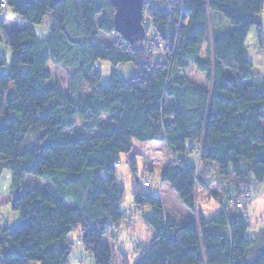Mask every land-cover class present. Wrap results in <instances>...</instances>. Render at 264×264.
Returning a JSON list of instances; mask_svg holds the SVG:
<instances>
[{
	"label": "trees",
	"instance_id": "obj_1",
	"mask_svg": "<svg viewBox=\"0 0 264 264\" xmlns=\"http://www.w3.org/2000/svg\"><path fill=\"white\" fill-rule=\"evenodd\" d=\"M5 1L26 25L10 30L0 17V43L11 52L10 62L0 52V177L11 171L21 219L0 233V264H71L78 244L92 256L82 264H114L106 238L130 218L123 157L135 175V212L152 233L137 244L135 264H264V235L248 236L252 199L264 193V78L253 82L246 47L257 26L264 49V0H146L154 42L148 33L136 44L116 31L111 0ZM49 13L44 38L37 26ZM99 60L115 67L109 84ZM50 64L68 73V89ZM119 65L134 76L125 79ZM192 66L207 85L189 76ZM138 142L173 153L159 178L194 218L164 205L161 184L139 178ZM196 154L198 166L187 160ZM29 175L52 184L30 190ZM212 184L219 205L208 217L198 188Z\"/></svg>",
	"mask_w": 264,
	"mask_h": 264
},
{
	"label": "rangeland",
	"instance_id": "obj_2",
	"mask_svg": "<svg viewBox=\"0 0 264 264\" xmlns=\"http://www.w3.org/2000/svg\"><path fill=\"white\" fill-rule=\"evenodd\" d=\"M0 17L5 19L8 29L14 30L19 29L25 26L23 19L20 18L12 8L9 6L7 8H3L0 11ZM144 14H145V27H147V34L150 33L149 42L152 41L154 34L152 32V25L150 24V19L145 11L144 6ZM264 19V12L262 15ZM100 17H98V21H100ZM54 25L53 14L49 13L44 21V23L40 26H37V31L39 32L41 37L49 36L50 30ZM1 31V29H0ZM100 40L104 43H113L114 41L121 42L122 37L118 34L106 36L100 34ZM247 55L250 61L253 64L252 72L254 76L255 83L261 81L264 78V49L261 47L258 41V30L257 26H253L250 30V34L247 40ZM0 52L3 53L10 62L11 52L10 49L5 45L0 43ZM132 68L131 65L123 66L119 65L117 70L121 75H124L128 72V70L124 68ZM49 68L53 74V79L62 83L65 89H68L69 86V76L68 73L59 66L50 64ZM114 65L107 60H99L97 63V69L101 71V81L102 83L109 84L112 82V72L114 70ZM189 76L199 84L207 85L206 75L199 72L198 69L194 66L189 70ZM126 77V76H125ZM16 93L15 86L11 85L8 98H12L13 94ZM81 125H77L75 130H81ZM158 147V148H156ZM137 148L140 151V156L138 157V176L140 179L143 178H152V182L154 186H158L162 183L159 176L165 170L166 165L169 164L170 159L173 158V153L170 149L163 143L156 142H138ZM146 165L151 168L153 171L146 170ZM147 167V168H148ZM120 174V180L126 186V194L123 201V209L128 212L130 218L129 220H123L119 224L114 226V230L116 232L115 239L112 238V234L110 233L106 238V242L110 247H112L114 251V264H135L138 253H137V244L140 241L147 242L146 240L150 239V230L147 227H144V222L141 218V215L136 211V207L133 201V193H132V184L135 179V175L131 172L130 166L123 157L122 164L118 168ZM153 172V173H152ZM25 183L28 185L30 190L39 189L44 190L48 185L52 183L42 177L29 175ZM11 186H12V174L9 170H4L0 177V233H3L6 228L14 229L21 221L19 213L13 210L11 204ZM165 190V189H164ZM203 195V194H202ZM169 207H172L176 210H181V208L188 214H191L185 206H183L178 200L177 194L172 190L170 194H166ZM252 199V197H251ZM252 205L249 208L250 214V222L252 223L253 230L249 231L248 236L250 237L254 231H257L259 224L261 225V229H264V193L254 195L252 199ZM257 202L261 203V206L257 208ZM217 201L209 200L206 206L210 210H212L214 214L217 211ZM69 205V204H68ZM219 205V204H218ZM178 208V209H177ZM183 214V213H182ZM257 225V227H256ZM261 234L264 235V230ZM114 232V233H115ZM258 233V232H257ZM79 235L78 231H75L71 234L72 239L76 240ZM262 237V236H261ZM117 238V239H116ZM124 252L127 255V259L121 254ZM88 263H92V256L87 254L82 247V244H78L76 247V251L71 257V264H82L84 260ZM31 264H41L31 262Z\"/></svg>",
	"mask_w": 264,
	"mask_h": 264
},
{
	"label": "water",
	"instance_id": "obj_3",
	"mask_svg": "<svg viewBox=\"0 0 264 264\" xmlns=\"http://www.w3.org/2000/svg\"><path fill=\"white\" fill-rule=\"evenodd\" d=\"M146 0H111L115 7L114 24L116 31L128 42L136 44L145 39Z\"/></svg>",
	"mask_w": 264,
	"mask_h": 264
},
{
	"label": "crops",
	"instance_id": "obj_4",
	"mask_svg": "<svg viewBox=\"0 0 264 264\" xmlns=\"http://www.w3.org/2000/svg\"><path fill=\"white\" fill-rule=\"evenodd\" d=\"M25 25H26V23H25ZM6 26H7V24H6ZM46 37L47 36H45L44 38H46ZM124 69L128 70V72L125 74L126 77L124 75H122V76L125 77V79L130 80L134 76V74H135L134 69L133 68H128V67L127 68H124ZM156 144H157V142H156ZM156 148H158V147H156ZM187 160L191 164H193V165H197L198 166L200 164V157L197 154L195 156H193V155L192 156H189L187 158ZM210 190L211 191H216L217 190L216 185L212 184L211 186H209L207 188L206 187H200V188H198V191H199V194H200V199L202 201L201 202L202 207H204L206 210H207V207H208V206H206V204L210 200L209 197L211 196V194H210L211 191ZM170 192H172L171 186L168 183H163L162 182L161 183V186H160V193H161V197L163 199L164 205H166V206H169V203H168V199H167L166 194H170ZM260 206H261V203L260 202H257V208H259ZM178 211L181 212V213H183L184 215H186L188 217L194 218V214L193 213L188 214L182 208H181V210L178 209ZM211 216H212V214L209 213L208 214V217H211ZM143 226L146 227L145 224ZM256 227H257V225H256ZM257 229H258L257 231H254V233H252V238H254V239L255 238H258V237L261 238V235H262L261 232H263L262 231L263 228L261 229V225L260 224H259V227ZM149 236L150 237L152 236L151 231H150Z\"/></svg>",
	"mask_w": 264,
	"mask_h": 264
},
{
	"label": "built area",
	"instance_id": "obj_5",
	"mask_svg": "<svg viewBox=\"0 0 264 264\" xmlns=\"http://www.w3.org/2000/svg\"><path fill=\"white\" fill-rule=\"evenodd\" d=\"M8 4L5 0H0V11L3 8H7ZM0 26H1V22H0ZM238 206H241L240 203H238Z\"/></svg>",
	"mask_w": 264,
	"mask_h": 264
}]
</instances>
